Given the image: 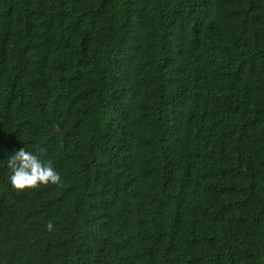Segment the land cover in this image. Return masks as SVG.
<instances>
[{
	"label": "trees",
	"instance_id": "1",
	"mask_svg": "<svg viewBox=\"0 0 264 264\" xmlns=\"http://www.w3.org/2000/svg\"><path fill=\"white\" fill-rule=\"evenodd\" d=\"M0 264H264V0H0Z\"/></svg>",
	"mask_w": 264,
	"mask_h": 264
}]
</instances>
